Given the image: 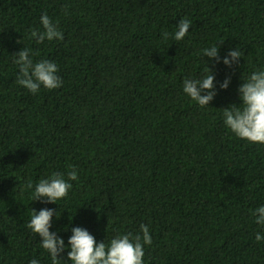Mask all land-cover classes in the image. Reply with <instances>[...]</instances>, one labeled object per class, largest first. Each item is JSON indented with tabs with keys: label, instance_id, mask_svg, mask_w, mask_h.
<instances>
[{
	"label": "trees",
	"instance_id": "1",
	"mask_svg": "<svg viewBox=\"0 0 264 264\" xmlns=\"http://www.w3.org/2000/svg\"><path fill=\"white\" fill-rule=\"evenodd\" d=\"M45 13L63 40L31 37ZM182 18L192 25L176 41ZM219 42V60L204 56ZM23 47L58 65L61 87L33 94L17 82ZM237 48L239 60L223 63ZM207 64L217 94L201 107L183 81ZM257 71L264 0H0V264H53L27 226L43 208L58 212L50 231L66 245L77 226L108 244L147 225L144 264H264L253 215L264 206V144L223 117ZM72 169L67 197L33 201L41 179ZM70 250L56 264H72Z\"/></svg>",
	"mask_w": 264,
	"mask_h": 264
},
{
	"label": "clouds",
	"instance_id": "2",
	"mask_svg": "<svg viewBox=\"0 0 264 264\" xmlns=\"http://www.w3.org/2000/svg\"><path fill=\"white\" fill-rule=\"evenodd\" d=\"M41 23L45 29L43 32L33 30L31 37L37 43H42L47 39L63 40L64 34L54 24L51 18L45 13L41 16ZM192 21L182 18L174 34L176 41H181L188 34ZM168 33H164L167 38ZM219 42L209 48L203 49L204 56L219 60ZM32 50L22 48L14 53L16 64L19 66L17 82L27 88L33 94L37 93L41 86L53 90L62 86V78L57 74L58 65L47 59L34 62L31 58ZM241 51L237 48L230 50L228 55L223 58V63L231 66L241 57ZM208 62V61H207ZM208 74L200 79L185 78L183 81V91L192 100L198 102L201 107L210 105L217 92L215 90V76L212 69L207 64ZM240 86L241 103L232 104L223 108L225 125L239 138L247 139L251 143L264 144V71L254 72ZM230 78H226L220 85L227 88ZM207 90V91H206ZM206 94H202L205 93ZM65 179L63 173L53 172L50 178L41 179L35 186L33 201L46 198V202H57L68 196L72 184L69 181L79 179L75 169L67 173ZM29 188L32 184L29 183ZM59 217L54 209L43 208L37 212L33 209V215L28 223L34 233L42 238L41 245L51 254L53 264L60 259V254L66 247H70L67 253L72 264H144V246L152 244V236L147 225H141V233L133 235L131 233L118 235L111 239L108 244L105 242L97 243L96 238L86 228L73 227L72 235L68 239V244L57 233L50 231L53 215ZM253 215L256 222L264 225V206L258 207ZM257 241L264 240V234L257 233ZM30 264H39L36 259H32Z\"/></svg>",
	"mask_w": 264,
	"mask_h": 264
}]
</instances>
